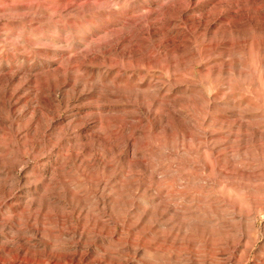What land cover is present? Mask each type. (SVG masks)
Returning <instances> with one entry per match:
<instances>
[{"label":"rangeland","instance_id":"1","mask_svg":"<svg viewBox=\"0 0 264 264\" xmlns=\"http://www.w3.org/2000/svg\"><path fill=\"white\" fill-rule=\"evenodd\" d=\"M0 264H264V0H0Z\"/></svg>","mask_w":264,"mask_h":264},{"label":"bare ground","instance_id":"2","mask_svg":"<svg viewBox=\"0 0 264 264\" xmlns=\"http://www.w3.org/2000/svg\"><path fill=\"white\" fill-rule=\"evenodd\" d=\"M4 199V198H3ZM4 202V201H3ZM7 202V201H6ZM1 203H2V201H1ZM17 207V206H16ZM74 256V255H73ZM74 258V257H73ZM71 262V261H70Z\"/></svg>","mask_w":264,"mask_h":264}]
</instances>
